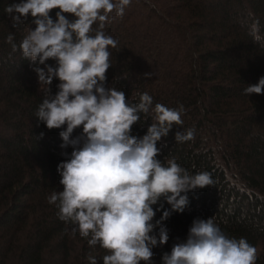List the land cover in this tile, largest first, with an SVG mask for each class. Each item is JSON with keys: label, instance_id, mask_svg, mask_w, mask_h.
Listing matches in <instances>:
<instances>
[{"label": "trees", "instance_id": "trees-1", "mask_svg": "<svg viewBox=\"0 0 264 264\" xmlns=\"http://www.w3.org/2000/svg\"><path fill=\"white\" fill-rule=\"evenodd\" d=\"M14 2L20 0H0V264H90L89 256L103 264L108 251L90 246L78 230L72 235L76 226L49 203L63 190L57 167L73 148L61 147L63 129L49 130L36 116L48 86L33 68L44 65L19 49L35 24L29 16L14 26L5 11ZM57 11L50 13L54 20ZM105 31L119 40L110 49L107 87L136 102L147 92L153 108L183 105V125L161 138L157 158L174 157L189 173L208 171L214 181L188 192L189 206L164 221L169 241L153 248V264L186 241L194 219L211 217L229 238L255 246L256 264H264V95L244 93L264 77V0H131ZM59 83L49 86L53 95ZM152 122L141 114L132 134L143 137ZM188 129L194 139L177 143L176 132ZM161 204L171 209L163 199L154 205L153 223L163 215Z\"/></svg>", "mask_w": 264, "mask_h": 264}, {"label": "clouds", "instance_id": "clouds-1", "mask_svg": "<svg viewBox=\"0 0 264 264\" xmlns=\"http://www.w3.org/2000/svg\"><path fill=\"white\" fill-rule=\"evenodd\" d=\"M131 0H20L5 11L18 26L31 16V29L19 45L32 64L47 95L36 116L49 130L63 129L62 148L73 151L57 171L63 190L53 192L50 204L59 218L75 225L90 246L108 251L103 264H153V248L166 245L169 230L164 221L173 212L182 213L190 204L187 193L213 186L208 171L189 173L176 159L157 157V146L173 125H183L179 108L155 104L143 93L136 102L125 92L107 87V71L112 67L110 49L119 40L106 33V26L122 17ZM54 9L56 19L51 16ZM69 14L73 19H69ZM13 35L7 40L12 43ZM13 51L17 45L12 43ZM49 60L55 65L48 64ZM151 73H146L150 77ZM60 83L53 95L49 86ZM247 96L264 95V77L244 89ZM141 114L151 115L152 124L143 137L132 134ZM78 128L82 133L73 136ZM41 133V138L43 137ZM177 143L194 139V130L177 131ZM165 200L170 210L153 223L154 205ZM158 233L154 234L156 228ZM97 264L95 257H88ZM258 250L245 238H229L214 219L196 218L186 241L164 253L163 264H256Z\"/></svg>", "mask_w": 264, "mask_h": 264}]
</instances>
